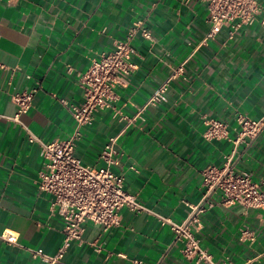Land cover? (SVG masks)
I'll use <instances>...</instances> for the list:
<instances>
[{
  "label": "crops",
  "instance_id": "crops-1",
  "mask_svg": "<svg viewBox=\"0 0 264 264\" xmlns=\"http://www.w3.org/2000/svg\"><path fill=\"white\" fill-rule=\"evenodd\" d=\"M256 3L251 25L232 37L228 26L207 37L208 12L200 0H0V233L17 235V244L0 238V264H41L31 250L52 255L63 239L52 196L37 188L44 158L21 124L45 142L67 138L74 122L60 100L82 102L80 75L133 22L146 26L151 39L132 40L137 67L119 79L113 107L82 127L76 154L84 165L101 166V149L122 131L114 171L124 176L126 190L176 222L189 216L205 192L201 170L222 167L233 148L224 139L205 140V122L224 121L234 136L238 118L264 117V0ZM179 65L183 71L170 83L166 101L129 125L118 120L119 113L133 115ZM32 88L31 108L17 122L11 95ZM234 156L235 170L248 172L264 192V126ZM119 215V225L107 230L86 223L62 264H130L133 258L195 264L183 258L181 244L155 215L126 208ZM199 221L195 235L215 261L264 264V209L215 204ZM243 227L253 231L254 242L240 239Z\"/></svg>",
  "mask_w": 264,
  "mask_h": 264
},
{
  "label": "built area",
  "instance_id": "built-area-1",
  "mask_svg": "<svg viewBox=\"0 0 264 264\" xmlns=\"http://www.w3.org/2000/svg\"><path fill=\"white\" fill-rule=\"evenodd\" d=\"M206 5L207 22L212 36L223 26L231 28L230 37L242 26L251 25L258 11L256 0H200ZM151 39V32L141 22H133L121 39L114 40L113 49L103 51L91 58L87 70L80 75L82 102L78 105L67 104L60 100L71 115L74 126L72 133L65 139L42 141L31 134L27 127H22L28 134L30 143H37L44 158V167L38 172L37 188L52 196L51 208L62 219L63 239L57 252L50 255L40 250H31L32 256L41 264H62L63 257L71 244L81 241L85 224L92 223L107 230L119 225V210L126 208L133 212H147L156 216L161 225H167L174 234V240L181 244L180 253L184 259L195 264H236L228 258L215 261L212 255L199 244L195 232L200 227L199 215L215 204L228 206L240 204L245 208L264 209V192L246 171H236L234 159L239 145H249L261 132L264 117L258 120L238 118L239 128L231 136V128L224 121L210 119L205 122L203 132L205 140L224 139L233 144L231 153L226 156L222 167H207L201 170L202 185L205 192L195 205H190L189 216L176 222L168 216L150 211L134 194L124 186V176L114 171L118 152L115 148L122 131L112 135L100 151L102 165L91 167L81 163L76 154L77 142L81 138L82 127L90 124L96 112L112 108L114 88L119 79L128 76L136 69L132 45L135 36ZM0 67L2 65L0 64ZM179 65L161 82L147 100L131 115L119 113V121L127 125L143 118L149 106L166 101V92L172 80L181 75ZM34 89L14 92L11 100L17 107L13 119L17 122L19 114L26 113L32 105ZM134 170L133 167H130ZM217 194V202L209 200L211 194ZM0 238L10 244H17V235L7 229L0 233ZM240 239L254 242L255 236L247 227L240 229ZM100 251V248H96ZM120 256H123L119 254ZM130 264H149L142 259L133 258Z\"/></svg>",
  "mask_w": 264,
  "mask_h": 264
}]
</instances>
